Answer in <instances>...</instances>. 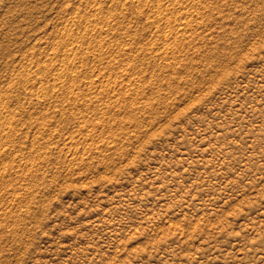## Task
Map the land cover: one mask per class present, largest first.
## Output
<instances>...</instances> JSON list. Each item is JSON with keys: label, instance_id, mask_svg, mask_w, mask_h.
<instances>
[{"label": "rangeland", "instance_id": "rangeland-1", "mask_svg": "<svg viewBox=\"0 0 264 264\" xmlns=\"http://www.w3.org/2000/svg\"><path fill=\"white\" fill-rule=\"evenodd\" d=\"M0 111V264H264V0H0Z\"/></svg>", "mask_w": 264, "mask_h": 264}, {"label": "bare ground", "instance_id": "bare-ground-1", "mask_svg": "<svg viewBox=\"0 0 264 264\" xmlns=\"http://www.w3.org/2000/svg\"><path fill=\"white\" fill-rule=\"evenodd\" d=\"M72 42V41H71ZM61 75V74H60ZM62 76V75H61ZM4 112L3 111H0V120H1V123L3 122L4 119H7L6 116H4ZM5 122V121H4ZM2 128V127H1ZM3 129V128H2ZM1 130V129H0ZM2 133V132H1Z\"/></svg>", "mask_w": 264, "mask_h": 264}]
</instances>
